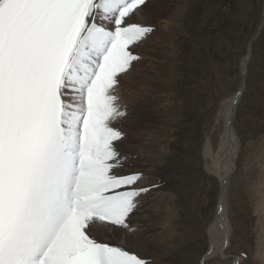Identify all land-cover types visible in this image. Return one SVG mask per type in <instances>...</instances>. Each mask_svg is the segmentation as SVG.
<instances>
[{
	"label": "snow or ice",
	"instance_id": "1",
	"mask_svg": "<svg viewBox=\"0 0 264 264\" xmlns=\"http://www.w3.org/2000/svg\"><path fill=\"white\" fill-rule=\"evenodd\" d=\"M145 4L0 0V264H152L101 232L132 231L137 198L159 186L117 171L113 126L119 78L154 31L129 22Z\"/></svg>",
	"mask_w": 264,
	"mask_h": 264
},
{
	"label": "rangeland",
	"instance_id": "2",
	"mask_svg": "<svg viewBox=\"0 0 264 264\" xmlns=\"http://www.w3.org/2000/svg\"><path fill=\"white\" fill-rule=\"evenodd\" d=\"M155 1L146 0L142 10L129 21L151 25L154 31L133 46L132 50L141 59L133 62L130 70L119 78L117 87L120 91L116 87L115 95L125 96L118 102L128 113L114 121L113 126L128 134L127 137L125 133L126 137L119 141L122 145L137 143L138 148L142 144V148H133L132 152L136 151L137 157L143 155L145 161L162 168V174L151 181L156 184L157 180L162 186L137 198V207L130 214L128 223L133 230L142 227L143 217L152 211L156 213L159 209L155 206L164 202L159 208L168 210L172 207L169 210L176 212L172 214L178 218L176 234L182 237L173 244L167 243L162 257L153 251L152 264L198 263L205 247L201 238L214 218L219 198L217 178L204 168L202 144L214 125L220 101L238 89L240 62L249 39L259 30L250 48L246 87L234 112V126L241 147L229 188L234 237L226 253L230 256L236 255V251L243 254L242 264H257L258 259L264 263V256L257 249L255 233L264 208L256 209L252 200V193L257 188L262 194L256 179L259 173L264 172V0H161L156 13L148 20L147 15L152 12L150 8ZM166 23H169L171 32L167 30ZM134 89L137 90L135 93ZM129 98H133L131 104H140V111L143 107L156 106L161 113L156 122L157 132L152 137L130 129L128 119L136 121L135 112L138 111L127 104ZM140 135L146 136L142 138ZM128 140L132 143L127 144ZM119 142L116 146L120 150L122 145ZM147 143L154 146V150L143 148ZM123 165L120 170H130L129 164L124 162ZM146 176L142 177L137 187L151 184L148 185L150 175ZM141 182L143 185L140 186ZM158 201H161L160 204ZM138 216L143 219L140 221ZM162 217H153L152 226L159 228ZM262 225L260 235L264 229ZM113 241L117 243L116 239ZM252 255L256 257V262L251 257L252 262Z\"/></svg>",
	"mask_w": 264,
	"mask_h": 264
},
{
	"label": "bare ground",
	"instance_id": "3",
	"mask_svg": "<svg viewBox=\"0 0 264 264\" xmlns=\"http://www.w3.org/2000/svg\"><path fill=\"white\" fill-rule=\"evenodd\" d=\"M160 3H161V0H156L152 4V8H150V9H152L151 10L152 12L150 13V15H147L148 20H151L153 15L156 13L155 10H157V8L160 6ZM262 21L264 22V17H263ZM166 24L168 25L167 30L169 32H171L169 23H166ZM251 46H250V48H251ZM251 52H250V49L248 51V44H247L246 53L240 62V71H239L240 74L239 75L241 77V81H240L239 87L235 92H233L232 94H230L229 96H227L226 98H224L223 100L220 101L219 107L216 111V116L214 119V125H213L212 129L210 130L209 134L205 135V140L203 141V144H202V150L201 151H202V157L204 159V168L207 171V173L214 174V176L217 178V182L219 184V198H218V202L216 204V211H215L214 218L212 217L213 220L210 223L209 227L207 226L208 230H206L207 231L206 234H204L201 238L202 240L205 241V247H204V249H203V251L199 257L197 264H200L201 260L206 261V264H209V263L211 264V262H214V264H221V263L222 264L223 263L224 264H235V261H237V260L240 262V264H242L244 261L242 254L241 255L238 254L239 252L237 253V251H236V253H235L236 255L230 256V255H227L226 251L228 248H230L229 246H231L230 244L232 243L233 237H234V226H233V222H232L233 210L230 209L231 205L229 202V199H230L229 198L230 197L229 196L230 195L229 188H230L231 178L237 169V159H238L240 147H241L240 137L237 134L235 126H234L235 125L234 124V112H235L236 104L240 100V97H242V94H243L245 87H246V71H247L249 61L251 59ZM145 85H146V83H145ZM132 86H136V84L132 85ZM117 89L119 90L118 87H117ZM136 91L137 90L134 89V93ZM138 91H139V89H138ZM120 93H122V91ZM236 93H239L238 97L236 96ZM123 94H121V95H123ZM122 97H119V98H122ZM129 99H130L129 103H127L128 105L133 103V98H129ZM142 99H143V97H142ZM122 100H123V98H122ZM144 100H145V98L143 99V101ZM233 100H236L237 103L233 104ZM140 101H142V100H140ZM124 102H125V100H124ZM126 102H128V101L126 100ZM118 103H120V102H118ZM125 106H127V105H125ZM130 107L133 110L138 111V112H135L136 121L133 118L128 119L130 129L134 132L138 131L137 133L148 134V135H150V137H152V134L155 133V131H156L155 127H156L157 118H159L160 114H161L159 112V110L157 109V107L156 106L155 107H153V106L152 107H143V109H141L142 111L139 110V107H140L139 103H137V105H135V103L131 104ZM120 123H122V122H120ZM133 125L135 127H133ZM127 128H128V125H127ZM127 137H128V134H127ZM129 137L131 138V136H129ZM144 137H142V138H144ZM134 138H136V137H134ZM130 140H128L129 142L127 144H129L132 141V140L131 141ZM152 140H154V139H152ZM138 141L140 142V139ZM149 143H151V142H149ZM149 143L145 144L143 148H145V147L147 149L152 148L154 150V146L151 147V145ZM136 144L122 145L120 143V145H122V147L120 148V152L123 154V156L128 157V159L125 161V163L130 165V167H129L130 170L131 171H140L143 173V176L150 175L151 180H150V182H148V181L147 182H148V185L150 183L152 184V182H153L152 178L154 177V179H157L160 176V174H162V168L160 169V167L155 166V164H151L150 162L145 161L144 158H142L143 155H142V157H139V155L137 157V155H135L136 151L134 153V151L132 152V150H133V148L134 149L135 148L140 149L139 147H141L142 144L141 145L139 144L140 146L138 148L136 147V146H138V144L137 145ZM262 145H263V142H262ZM146 152H147V150H146ZM139 154H140V152H139ZM152 154L153 153L151 152V155ZM147 160H149V159L147 158ZM130 170L128 169L127 171H123L122 169L121 170L119 169L117 171L120 172L121 174H125ZM257 176L258 177L256 179V183H257V186L258 187L260 186V188L262 189L261 190L262 194H260V189L257 188V190H254V192L252 193V200H253V205H254V207H256V209L257 208L263 209L264 208V172L262 174L259 173ZM150 177H149V179H150ZM147 179H148V177L146 178V180ZM155 183L159 185L158 187L162 186V183L158 182L157 180L155 181ZM141 185H143L142 182H141L140 186ZM143 187H144V185H143ZM159 202H161V201H158V204H160ZM163 203H162V205H163ZM154 205H155V203H154ZM160 205H158V207L155 206L156 209L157 208L159 209V210H156L157 211L156 213L153 214L152 210H151L152 212L150 211L152 213V214L150 213V215H146V213H144L147 216V218L145 216V217H143L144 218L143 219V218H140V216H138L140 221H141V219H143L142 221H143L144 226L141 223L143 228L139 225L140 226V227H138L139 229L135 228V230L129 231L126 229H122L120 227H109L106 230L102 229L101 232L103 235H105L107 238H109L111 240L116 239L117 243L116 242L115 243L117 245L124 246L128 249L140 252L141 254H146L149 259H150V257H152V259L154 258V254H152L153 251H157V253H159V256L162 257V254L166 249L167 243L172 242L170 244H173V242L175 240L181 239L182 236L176 234L178 227H179V226H177L178 218L176 216L172 215V214H175L176 212L172 213L169 210L172 207H170L168 209L169 211L167 209L164 210L162 208H159L162 206V205L161 206ZM221 205L223 207L222 212L219 211ZM146 208H147V206H146ZM230 211H232V213ZM262 214L260 212V217H259L257 224H256L255 233L257 234V249H259V252L261 251L262 257H263L264 256V229L261 230L262 233L260 235V229H261L260 225H262V223H264V215H262ZM159 215L163 216L162 217L163 221H161V224H160L161 226L159 228H156V226L153 227L152 226V220H153L152 218L159 216ZM137 219L138 218L136 217V220ZM140 221H139V223H140ZM118 239H119V241H118ZM225 240H227L226 250H225ZM210 249H211V251H209ZM161 251H162V253H161ZM251 253H252V251H251ZM255 256L252 255V256H250V258L251 257L254 258ZM166 258L168 259V257H166ZM216 258H218L219 260L216 261ZM152 259H150V260L153 263L154 259L153 260ZM161 259H163V258H161ZM159 260L160 259H158V261ZM258 260H257V264H264V263H261V261L259 262ZM252 262H253V259H252ZM255 262H256V259H255Z\"/></svg>",
	"mask_w": 264,
	"mask_h": 264
},
{
	"label": "water",
	"instance_id": "4",
	"mask_svg": "<svg viewBox=\"0 0 264 264\" xmlns=\"http://www.w3.org/2000/svg\"><path fill=\"white\" fill-rule=\"evenodd\" d=\"M259 27L261 28V26H259ZM258 33H259V30H258V32L256 33V35L254 37H252V38L249 39V42H248V51L250 49V46L252 45V42L254 41V39L256 38V36L258 35Z\"/></svg>",
	"mask_w": 264,
	"mask_h": 264
}]
</instances>
